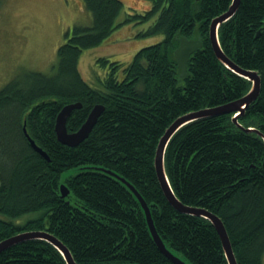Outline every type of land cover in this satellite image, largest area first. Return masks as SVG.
<instances>
[{
    "label": "trees",
    "instance_id": "trees-1",
    "mask_svg": "<svg viewBox=\"0 0 264 264\" xmlns=\"http://www.w3.org/2000/svg\"><path fill=\"white\" fill-rule=\"evenodd\" d=\"M127 13L121 0H82L91 24L74 23L57 47L54 70L20 68L0 88V240L31 230L56 236L78 264H173L158 249L132 192L106 171L131 182L150 207L164 242L190 264H227L219 236L201 216L177 211L159 185L154 155L159 138L177 117L232 102L250 83L216 58L210 20L231 0H148ZM264 0H240L218 28L223 52L257 71L260 91L238 122L264 135ZM124 23L146 25L142 36L162 35L123 61L96 59V83H88L79 59ZM258 33V34H257ZM198 38L181 78L173 55L179 37ZM79 102L66 119L77 130L95 104L104 110L88 136L61 143L55 118ZM232 113L193 120L170 138L164 167L176 197L205 208L223 222L237 264H264V141L245 131ZM25 128V132L23 131ZM29 136L47 155L36 151ZM80 166L103 169L61 174ZM104 170V171H103ZM64 182L69 193L59 196ZM24 215H31L21 222ZM0 264H66L44 240L29 239L0 251Z\"/></svg>",
    "mask_w": 264,
    "mask_h": 264
},
{
    "label": "water",
    "instance_id": "water-1",
    "mask_svg": "<svg viewBox=\"0 0 264 264\" xmlns=\"http://www.w3.org/2000/svg\"><path fill=\"white\" fill-rule=\"evenodd\" d=\"M239 2L240 0H231L228 5V8L224 12H222L221 14L210 20L209 28H208V38L211 43L213 52L216 58L219 60V62L228 69H230L231 71L245 78L250 83L248 90L243 96L232 102L222 105H217L210 108H203L195 111H190L177 117L174 121L171 122V124L165 129L164 133L159 138L154 155V167H155L156 176L167 201L177 211H180L185 214L201 216L203 218L208 219L211 222L212 226L214 227V229L216 230L219 236L223 254L228 264H237V262L232 250L228 233L226 231V228L222 220L216 214L208 211L207 209L185 205L176 197L165 171L164 153L170 138L182 126L196 119H200L204 117H212L225 113H232L231 119L234 122V124H236L238 127L242 128L245 131L257 132L262 136L264 141V135L260 133V131L257 128L244 127L237 120L239 116L243 115L246 108L250 105V103H252L256 99V97L259 94L260 91L259 75L257 71L244 69L238 66L235 62H233L223 52L218 39V28L220 24L225 22L236 12ZM200 46H201V41L199 39L188 38L184 35H181L179 37L178 46L174 50L173 55L176 60L178 74L181 78L185 77L186 75L187 62L189 60L190 54L193 53ZM80 106L81 103L79 102L67 103L61 107V109L56 115L54 129L57 139L63 144L74 146L79 142H81L82 140H84L88 136L91 129L93 128L94 124L96 123L98 116L104 110V106L102 104L93 105V107L88 112L86 119L80 125V127L75 131L68 132L65 125L66 119L74 108H79ZM23 131L25 132V129ZM28 141L36 151H38L41 155L47 158L46 153L39 146H37L30 137H28ZM87 169H103V168H96L93 166H80L77 168L68 169L61 174V179H65L69 175ZM106 172L111 174L117 180H119L124 186H126L132 192V194L134 195V197L136 198V200L140 205L144 222L147 226L148 232L152 240L158 247V249L161 251V253H163L164 256L167 259H169L170 262L173 264H190L183 256L179 255L175 250L170 248L160 237L159 233L155 228L150 207L147 205L146 201L144 200L142 195L137 191L134 185L131 182H129L127 179H125L124 177L118 175L113 171L108 170ZM68 193H69L68 186L64 182H61L59 184V196L61 198H64L68 195ZM29 239L44 240L50 243L60 252L66 264H78L74 261L68 248L56 236H54L52 233L46 230L25 231L4 238L0 240V251L6 249L7 247L15 243Z\"/></svg>",
    "mask_w": 264,
    "mask_h": 264
},
{
    "label": "rangeland",
    "instance_id": "rangeland-1",
    "mask_svg": "<svg viewBox=\"0 0 264 264\" xmlns=\"http://www.w3.org/2000/svg\"><path fill=\"white\" fill-rule=\"evenodd\" d=\"M121 1V21L127 13L133 10L140 12L150 6L148 0ZM74 23L91 24V16L82 0H0V88L20 68L50 74L56 63L57 47L65 41ZM146 26L124 23L112 32L108 40L85 49L79 59L84 79L94 85L96 75L104 73L96 66L97 58L116 56L127 61L138 48L162 38V35H140ZM29 216L24 215L17 222Z\"/></svg>",
    "mask_w": 264,
    "mask_h": 264
},
{
    "label": "bare ground",
    "instance_id": "bare-ground-1",
    "mask_svg": "<svg viewBox=\"0 0 264 264\" xmlns=\"http://www.w3.org/2000/svg\"><path fill=\"white\" fill-rule=\"evenodd\" d=\"M25 129V128H24ZM29 137V136H28ZM228 264V263H227Z\"/></svg>",
    "mask_w": 264,
    "mask_h": 264
}]
</instances>
